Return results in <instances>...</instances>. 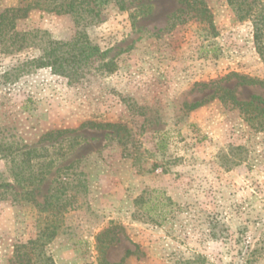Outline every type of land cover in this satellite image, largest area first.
<instances>
[{
	"label": "rangeland",
	"instance_id": "374dc122",
	"mask_svg": "<svg viewBox=\"0 0 264 264\" xmlns=\"http://www.w3.org/2000/svg\"><path fill=\"white\" fill-rule=\"evenodd\" d=\"M120 2L82 28L106 63L76 80L49 68L17 75L38 48L0 47V264H18L14 246L50 224L43 250L53 264H99L96 235L106 228L111 264H264V132L216 99L185 107L212 93L202 83L231 72L264 79L251 22L226 0H207L212 36L193 22L170 27L177 0ZM17 5L0 0V9ZM77 28L70 15L39 9L16 21L35 40ZM221 84L240 99L264 96L235 78ZM43 146L37 154L57 164L34 198L42 203L66 174V211L21 200L9 176L13 152Z\"/></svg>",
	"mask_w": 264,
	"mask_h": 264
},
{
	"label": "trees",
	"instance_id": "16d2710c",
	"mask_svg": "<svg viewBox=\"0 0 264 264\" xmlns=\"http://www.w3.org/2000/svg\"><path fill=\"white\" fill-rule=\"evenodd\" d=\"M114 1L120 9L124 5L120 0H18V5L0 9V47L1 51L11 54L28 46H36L38 54L20 64L14 70L18 73H28L31 69L49 68L53 74L63 76L68 80H76L86 70L95 64H105L106 51L99 48L89 39L82 29L84 26L96 22L100 16L102 6ZM179 7L170 18V27L193 22L199 24L208 35L215 36V26L212 13L207 0H177ZM238 20H249L252 25L253 43L256 53L264 66V0H226ZM140 8H143L140 7ZM39 9L53 12L58 15L68 14L78 27L68 39L38 38L31 32L16 29V21L26 15L29 10ZM235 78L240 85H259L264 89V79H258L236 72L202 83V88L212 89L208 98L185 104L187 110H194L212 99L219 100L228 108L237 112L246 125L254 132H264V96L252 95L249 99H240L231 88L221 83ZM89 124V123H87ZM101 126L98 123H90ZM86 125V124H84ZM83 125V126H84ZM65 131H57L62 134ZM53 132L45 133L46 140ZM49 146L40 148H27L12 153L9 159V176L13 182L22 188L20 199L38 207L40 211L53 210L66 211L69 204L64 198L69 178L66 174L59 177L58 186L52 187L43 202H38L33 195V188L41 183L57 164L54 157L37 154L47 150ZM69 165L57 168L56 171L69 170ZM53 198V199H52ZM39 235L14 246V256L18 264H37L45 259L43 264H53L48 256L44 255V245L56 234V227L52 224L42 227ZM109 228L96 235L98 249V263L111 264L106 260V248L111 243Z\"/></svg>",
	"mask_w": 264,
	"mask_h": 264
}]
</instances>
